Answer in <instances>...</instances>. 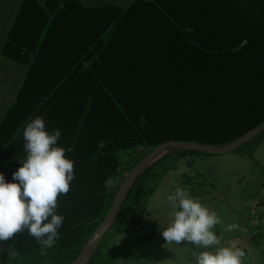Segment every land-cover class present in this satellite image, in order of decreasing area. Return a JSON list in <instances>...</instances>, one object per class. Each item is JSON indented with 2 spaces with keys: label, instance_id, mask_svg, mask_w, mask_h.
Wrapping results in <instances>:
<instances>
[{
  "label": "trees",
  "instance_id": "obj_1",
  "mask_svg": "<svg viewBox=\"0 0 264 264\" xmlns=\"http://www.w3.org/2000/svg\"><path fill=\"white\" fill-rule=\"evenodd\" d=\"M38 6L34 25L13 28L2 48L25 76L0 118V164L25 152L23 127L39 115L49 131L61 130L75 178L58 197L65 220L53 248L42 255L27 231L5 242L32 263L67 264L108 211L124 154L140 150L129 170L161 143L222 145L264 121V0ZM138 183L109 231L139 229L148 211L134 202L153 189ZM51 254L59 259L48 262Z\"/></svg>",
  "mask_w": 264,
  "mask_h": 264
},
{
  "label": "rangeland",
  "instance_id": "obj_2",
  "mask_svg": "<svg viewBox=\"0 0 264 264\" xmlns=\"http://www.w3.org/2000/svg\"><path fill=\"white\" fill-rule=\"evenodd\" d=\"M139 152L124 154L120 175L110 181V187H119ZM137 181L145 190L153 189L142 198L143 202H134L136 211L143 204L148 211L139 229L108 231L87 264H195L194 252L198 250L194 245L167 242L162 235L174 211L167 196L177 187L185 188L221 215L224 226H217L215 231L223 244L235 242L244 249V264H264V135L224 154L181 150L166 153ZM230 223L238 228L226 231ZM0 248L4 250L0 264H43L13 257L16 252L5 241H0ZM47 257L50 263L59 259L56 254Z\"/></svg>",
  "mask_w": 264,
  "mask_h": 264
},
{
  "label": "clouds",
  "instance_id": "obj_3",
  "mask_svg": "<svg viewBox=\"0 0 264 264\" xmlns=\"http://www.w3.org/2000/svg\"><path fill=\"white\" fill-rule=\"evenodd\" d=\"M59 128L49 131L42 116L30 118L22 136L25 159L6 181L0 172V241L27 231L41 245V254L56 244L65 220L58 213V197L67 194L75 178L74 161L58 144ZM99 149L105 147L100 141ZM173 211L171 222L162 229L167 242H187L198 250L195 264H244L246 255L235 242L223 244L217 226H224L221 215L200 200L192 197L183 187H177L167 196ZM238 228L235 223L225 226L226 231ZM4 250L0 248V253Z\"/></svg>",
  "mask_w": 264,
  "mask_h": 264
},
{
  "label": "crops",
  "instance_id": "obj_4",
  "mask_svg": "<svg viewBox=\"0 0 264 264\" xmlns=\"http://www.w3.org/2000/svg\"><path fill=\"white\" fill-rule=\"evenodd\" d=\"M35 1L37 3L32 2V0H0V118L6 107L15 99L16 92L25 76V67L22 64L6 57L3 54L2 48L13 28L24 29L31 27L38 20V15L41 16L43 14L38 5L45 7L48 0ZM79 1L85 6L94 7L104 4L128 6L133 0ZM16 36L17 34L15 33V37ZM62 57L64 56L62 55ZM9 155V159L0 164L1 172H14L20 166L19 161L22 162L25 159L26 152H10ZM17 156L20 158L18 160V165H16L17 161H15ZM9 179L10 178H8V181H11ZM13 257L18 256L15 254Z\"/></svg>",
  "mask_w": 264,
  "mask_h": 264
},
{
  "label": "water",
  "instance_id": "obj_5",
  "mask_svg": "<svg viewBox=\"0 0 264 264\" xmlns=\"http://www.w3.org/2000/svg\"><path fill=\"white\" fill-rule=\"evenodd\" d=\"M264 132V121L258 124L253 129L236 138L235 140L222 145H208L195 143L191 141H167L153 147L142 159H140L126 174L121 184L117 188L112 203L96 228L91 237L82 246L77 256L68 264H87L94 252L97 250L104 235L113 226L119 210L132 189L136 180L142 175L152 163L166 153L181 150V151H198L204 154H224L237 150L239 147L251 141L254 137Z\"/></svg>",
  "mask_w": 264,
  "mask_h": 264
}]
</instances>
